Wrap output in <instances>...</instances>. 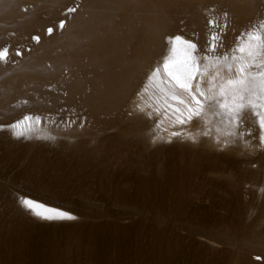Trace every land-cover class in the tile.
Returning a JSON list of instances; mask_svg holds the SVG:
<instances>
[{
    "label": "rangeland",
    "instance_id": "374dc122",
    "mask_svg": "<svg viewBox=\"0 0 264 264\" xmlns=\"http://www.w3.org/2000/svg\"><path fill=\"white\" fill-rule=\"evenodd\" d=\"M54 1H39L30 14L23 11L19 14L0 15V50L3 47L9 50L7 61L0 62V129H4L0 130V264H264V259L258 262L252 260L264 257V254L252 253L253 249L264 247V215L252 211L263 192L264 168L258 167V163L247 167L241 161L243 158L235 156L223 164L224 161L222 163L219 159L225 157L220 152L221 156H216V169L224 167L226 171H216V178L211 179L207 175L212 163H208V154L198 159L188 156L182 158L176 150L165 154L164 158V155L156 152L155 146H150L143 134L133 136L129 133L133 125L140 122V117L133 118L125 125L121 119L118 121L102 113L108 106L105 101L109 99V90L113 87H126L125 91L116 95H119L117 100L121 106L120 111L127 109L126 103H129L132 92L141 86L145 72L165 54V42L157 40L156 46L146 47L140 34L141 26H138L127 47L121 48L133 57V65L126 68L131 73L130 78H127L129 82L126 84V81H121L119 85L117 82L105 81L102 91L105 98L96 101L95 92L99 88L103 89V86L99 87L94 79L97 74L108 69L106 63L112 67L115 53L121 50L115 48L100 61H84L86 63L79 71L74 69L71 74L64 73L63 76L65 65L63 69L62 66H54V55L67 56L69 48L84 44L82 51L86 49L87 52V47L89 49L91 45L93 48L96 43L89 41L91 44L86 42L80 45L54 40L53 34L57 32H54V24H57L54 19L59 14ZM69 1L76 3V0ZM119 1L110 0V3ZM158 1V5L155 0H139L137 4H149L148 7L153 8L150 11L158 14L170 8ZM77 3L74 8L80 4ZM195 3L196 0H184L177 8L184 19L181 17L173 22L189 39H198L200 34L199 40H193L197 43L201 41L198 44L205 53H216L219 57L231 55L249 32H260L264 36V28L260 27L264 24V0L261 3V16L254 21L244 20V25L236 30L232 29L235 18L232 2L216 0L217 5L213 3L204 8L205 24L212 20L215 26L204 24L200 29L193 23L196 14L193 8L196 7L192 6H197ZM47 10L50 11L47 13ZM173 14L176 15L175 12ZM155 21L165 20L159 16ZM101 22L106 25L114 23L110 25L112 29L115 28L113 30L127 24L123 15L110 16ZM49 28H53L51 34L47 30ZM214 30L219 34L216 52L207 47L210 32ZM117 35L108 41L117 43V40L121 42L127 38L126 34ZM36 36L40 40L35 43L33 37ZM18 51L22 55L17 57ZM120 67L117 65L116 71ZM78 79L84 81L80 94L68 97L70 87L79 85L74 84ZM35 91L38 92L35 94ZM25 94L29 98L20 101V97ZM62 95L64 99H61ZM44 111L47 118L50 116L47 120L46 116L43 119ZM86 114L90 115L89 118ZM37 115L40 116L39 125L49 123L53 130L60 128L70 133L77 131V138L70 142L60 132L47 137L32 131V134H24L27 139H16L6 129L7 125L25 121V116ZM23 126L27 128L29 123L25 122ZM249 126L250 130H244L258 141L257 127L252 124ZM101 127L108 128H103L105 134ZM94 137L97 140L91 142ZM95 144L98 151L92 148ZM97 145H102V149L100 146L99 150ZM259 151L258 157L262 154V150ZM96 152L103 156L98 158L100 155ZM245 178L251 181L245 182ZM21 193L67 208L75 213V219L48 221L37 218L18 204L15 197ZM81 214L84 216L81 217Z\"/></svg>",
    "mask_w": 264,
    "mask_h": 264
},
{
    "label": "bare ground",
    "instance_id": "6f19581e",
    "mask_svg": "<svg viewBox=\"0 0 264 264\" xmlns=\"http://www.w3.org/2000/svg\"><path fill=\"white\" fill-rule=\"evenodd\" d=\"M39 1H43V0H5V1L2 0L0 2L1 3L0 4V15L2 16L4 14H10V13L19 14L20 12H23V11L26 14H30L32 9L35 8V6H37L36 4ZM138 1L139 0H137V1L136 0H120L119 3L116 2V3H112L111 4L110 0H78V1L76 0L75 1L76 3L73 4L72 3L73 1H69V0H55L54 1V5H55V8L59 11V14H58V16L56 15L57 18L54 19L55 23H57V24H54V32H55V30L57 31L56 33L53 34L54 35V40L74 42V43H78L80 45H82V43H86V42H88L89 44H91V42H95L96 45L93 48H91L90 47L91 45H90L89 49H88V47H87L88 45H87L86 46L87 47V52H85L86 49H84V51H82L83 48H85V46H84L85 44L82 45L84 47L76 46V45H75V47L72 46V49L69 48V53L67 52L68 53L67 56L54 55V66H56V67L57 66H59V67L62 66L61 69H63V65H65V69H63V73H62L63 76H64V73L65 74H67V73L71 74L72 70H74V69L76 71H79V69H81V66H83V64H85L87 62V60L90 59V60H93V61H100L101 58L104 55H107V54H109V52L114 51L115 48H117V49L120 48V50H121V48L127 47L129 40H131L132 37L135 36L134 35L135 34L134 31L136 30V28L138 26H141L140 29L142 30V33H140V34L142 35V41L145 44V46L146 47H151V46L153 47L159 40H162V41L165 42V45L163 44L164 48H165L164 49L165 54L160 58V60H159V62L157 64H155L154 66H151L152 65L151 64L150 67L148 68V71L146 70L147 72H145L146 73L144 75L145 78L142 80V83L140 84L141 86L140 87L138 86L137 89L134 92H132L133 94L130 95L129 103H126V105H127V109L126 110H124V111L121 110L120 111L121 106H120V104H119V102L117 100V97L119 95L118 96L116 95L120 91H125L126 87H124V88L123 87H116V88L113 87V88H111L109 90V96H110L109 99L105 101L107 103L106 105H108V106L105 107L106 110H104L102 113L105 114L106 116L108 115L111 118L118 119V121L121 119V121L124 122V124L127 123L128 121L131 122L133 118H139L140 117L141 118L140 122L139 121L136 122L133 125V129L131 131H129V133H132L133 136H136L138 134H143L145 136V138H146V141L150 144V146H155V148H157L156 152L161 153L162 155H164V156H162L164 158H165V154L171 153V152L174 153V151H176V150L179 151V153H181L182 158H185L186 156H188V157H190L192 159H198V158H200V156L202 157L204 154H208L206 156L208 158V160H209L208 163L209 162L210 163L212 162V163L208 167L207 175H210L211 179L212 178H216L215 177L216 176V171H220V170H223L224 172L226 171V169L224 167L216 169V156L220 157L221 156V155H219L220 152H223L222 154H224L223 156L226 158V159L224 158L222 160L219 159L222 163L224 161L223 164L229 162L235 156V157H238V158H243L241 161L247 167H250L251 164H253V163H258V165H259L258 167L264 168V147H262L260 145L259 140L255 141L254 140V135L251 136V135H247L246 134L244 136H241L240 135L241 128L238 127L235 123H230L229 122V117L225 114L224 110L220 109L218 106H215V102H212L213 103L212 107H208L207 106L208 102H205L206 107H205V110H204V113H203L202 117L201 118H194L191 123H188V124H185V125H180L176 121V115L177 114L172 112L171 109H167L168 115L165 118V105L166 104H171L174 107L183 108L182 105H178V104H176L175 101L171 100V94H172L173 90L176 92V94L178 96L187 98V94L186 93H184L178 87H174L175 86V82L171 80V78L166 74V72L164 70L165 60L167 58H170L171 55H172L171 49L174 46L178 47V48L182 47L179 44V42L175 41L174 38L176 36H180L185 41H190L192 43H195L197 45V49L199 50L200 54L201 55H207L208 59L201 61V70L203 71L205 65H207L208 66L207 67V71L204 72L203 75H198L193 80L192 83H193V89H195V87L197 85H199V87L203 91L208 93V95H210V96L213 94V92L218 93L219 85L221 83H223L224 81H226L229 78H235V75H236V73H235V64H236V62L233 61L232 57L234 55L236 57H240L241 53L239 51H234V52H232L231 55H227L229 57L227 62L223 61V56L220 57L219 61H217L216 60V57H217L216 53H210V52L205 53L201 49L199 44H198L201 41H199L198 43H197V41H195V40H199V35L200 34L199 35L197 34L198 36L196 34H194L195 36L198 37V39H195V37L192 38V36L190 37L192 39H189L188 35H187L188 38L185 37L184 35H186V33L183 35L179 31V29L177 27L178 25L174 24V22H173L174 20L175 21L179 20V18H181L183 16L180 13V9L177 10V8H178L179 5H181V3H184V0H160L163 4H167V6L168 5L170 6V8H165V10H163L162 13L159 12L162 15L158 14L157 12L150 11V8H152V7L149 8L148 7L149 4L148 5L146 4L144 6H138V4H137ZM155 1H157L156 4L158 5L159 1L158 0H155ZM228 1L233 3L232 11L235 13V18H234V23L232 25V29H235V28L239 29L240 27H242V25H244L243 24L244 20H246V21H250V20L254 21V20H257L262 14L261 3H262L263 0H228ZM77 2H79L80 4L78 5V7L74 8V6L76 4H78ZM213 3H216V0H196L195 4L197 6H192V4H191L192 7H196L195 9L193 8V10H194V12L196 14H194V12H193V14L195 16L192 15L193 16V23H194V25L196 27H198V28L201 27L202 28L204 26L205 19H204V16H203L204 13H203L202 10L204 8H207L209 5H213ZM215 5H217V3ZM69 9H75V11H76V12L74 11L75 14L72 15L74 12H70ZM48 11H50V10H47V13H48ZM170 12H172V14H170ZM173 12H175L176 15H174ZM186 12H188V10ZM190 13H192V12H190ZM53 14H55V13H53ZM241 14H243V15L241 16ZM114 15L119 16V17H120V15H123V18L127 21V24H123L119 28H117L115 26L117 28L116 30H113L115 28H113V29L111 28V26L114 23L113 24H109V25H108V23H107V25H106V23L102 24L104 21L101 22V20L108 19L110 16L113 17ZM159 16L165 21L164 22H162V21L161 22H156L155 20L159 19ZM206 16H208V15H206ZM110 19H112V18H110ZM182 19H184V17H182ZM117 20L120 21L119 19H117ZM206 21H208V20H206ZM62 22L64 24V27L60 28V24ZM18 24H19V22H18ZM52 24H51V26H52ZM48 25H50V24H48ZM205 25H209V24H205ZM159 27H160V30H158ZM192 30L193 29H191V32H192ZM120 33L121 34H126L127 38H125L121 42L119 40H117V43H115V42L111 43L110 41H108L109 38L111 39L112 36H114V35L116 36L117 34H120ZM195 33H197V30H196ZM252 33H257V32H252ZM258 33L261 36H263L262 33H260V32H258ZM4 34H6V33H4ZM16 34H17V32H16ZM140 34H139V36H140ZM206 35H207V33H206ZM213 35L216 36V40H212V36ZM118 39H120V38H118ZM139 39H141V38H139ZM193 39H195V40H193ZM208 39L209 40H207V41H209V42L207 43V47L210 50L213 46L216 47V43L218 42V39H219V34L217 35L215 30H214V31L210 32V35H209ZM89 41H91V42H89ZM207 41H205V42H207ZM36 42L37 41H35V43ZM74 43L72 45H74ZM246 43H247V36L238 45V47L241 46V45H244ZM137 44H138V42H137ZM92 45H93V43H92ZM234 48H236V46ZM3 49H4V47H3ZM55 49H56V47H55ZM84 52L86 53V56H85ZM229 52H231V50ZM147 55H150V54H147ZM144 56H146V55H144ZM245 56H246V53H245ZM114 57H115V59H114V61L112 63V67H111V65H109L110 63H106L105 65L109 66L108 69L105 72H101V73L97 74V76L94 79L95 83L99 84V87L103 86V89L99 88V89H97V92H95V100L96 101H100V100H103L105 98V97L103 98V95H102V91L104 92V85L106 83L105 81H107V82L111 81L112 83L113 82H117L118 83V82H121V81H126L125 82L126 84H127V82H129L127 80V78L130 76L131 73H129V71H127L126 68H131V66L133 65V57L131 58V56H129L127 54L126 50H121V51L118 50V52L115 53ZM114 57H112V58H114ZM37 58L39 59V57H37ZM86 58H88V59H86ZM34 60H32V61H34ZM84 61H86V62L84 63ZM155 61H157V60H155ZM31 62H29V63H31ZM48 62L50 63L51 59H49ZM48 62H47V64H48ZM229 64L232 65V71L231 72L228 71L227 65H229ZM117 65H121L120 70L117 68L119 71H116V66ZM28 66H30V65H28ZM52 68H54V67H52ZM157 68L160 69L159 75L158 76H153V73L156 72ZM66 70H68V71H66ZM44 72H47V71L45 70ZM25 73H27V72H25ZM42 73H40V74H42ZM36 75H37V73H36ZM36 75H35V77H36ZM23 76H24V74H23ZM59 76H61V75H59ZM30 77H32V76H30ZM65 80H67V78ZM67 81H69V79ZM83 82H84L83 80L78 79L74 84H79V85L75 86V87L74 86L70 87V91H69L68 97L69 96H73V94H80L79 90H81V84ZM89 83H91V81ZM102 83H104V84L102 85ZM213 84L216 87L213 89V92H209V88L212 87ZM44 85L45 84H43L42 87H44ZM54 85H52V86L54 87ZM56 85H57L56 87H58V84H56ZM59 85H61V84H59ZM47 87H49V86H47ZM36 89L38 90V88H36ZM56 90H57V88H56ZM36 92H38V91H35L34 93L36 94ZM60 94H61V92H60ZM64 94H66V92H64ZM30 97H31V95H30ZM20 98L24 99V98H29V97L27 96V94H25V96L23 95ZM43 98H46V97H43ZM21 99H20V101H23V99L22 100ZM61 99H64L63 95H62ZM27 100H29V99H27ZM16 102H18V101H16ZM24 102H25V100H24ZM87 110H88V108H87ZM117 110H119V111L117 112ZM50 111H46V112H50ZM33 113H35V112H33ZM44 113H45V111L43 112V114ZM12 115H13V113H12ZM46 115H47V113H45L43 119H45ZM89 116H88V118H89ZM48 118L46 116V120ZM93 118L94 117H92V119ZM50 120H52V119H50ZM121 121H120V123H121ZM25 122L29 123V126L27 128H25L23 126L25 124ZM48 122H51V121L48 120ZM144 124H146V125H144ZM250 124L255 125L257 127L258 135H259V127H258V124H257V120H256V118L254 116L251 115V113L249 111L246 114V116H245V123L243 125V129L247 128V130H250V126H249ZM107 125H109V124H107ZM78 126H80V125H78ZM52 128H53L52 125L49 124V123H47L45 125H39V122L37 123L35 120H31V121L25 120V121L20 122L19 128H18L17 131L19 133L20 130H23L24 134H32V131H33L35 134H41V135H44V136H47V137H52L53 134H55V132L56 133L60 132V133H62L64 135H66L69 138L70 142H73L78 136V132L77 131L74 132V133H70V132H67V131H65L63 129H60V128H56L54 130ZM85 128L87 129L88 127H85ZM93 128H94V126H93ZM98 128L100 129V127H98ZM103 128L101 127V130ZM105 128L108 129L107 127H105ZM95 129H97V128L95 127ZM95 129H93V130H95ZM88 131L91 132L90 129ZM104 131H103V133L105 134L106 130H104ZM86 132H87V130H86ZM173 133H177V135H173ZM98 135H99V133H98ZM99 138H100V136H99ZM107 138H109V137H107ZM96 140H97V138L94 137V138L91 139V142H94ZM117 140H118V138H117ZM122 140H123V138H122ZM109 141H110V139H109ZM104 142L106 143L105 146H107V142L106 141H104ZM134 143L135 142H133V144ZM137 143H140V142H137ZM101 144H104V143H101ZM112 144H114V142ZM95 146H96V144L94 145V147L92 146V148L95 149ZM100 146H101V149H102V145H100ZM100 146L97 145V148L100 147ZM109 146H111L110 143H109ZM106 148H108V147H106ZM98 149L101 150L100 148H98ZM260 149L262 150V154L261 155L259 154L260 157H258L257 154H258V151ZM95 150H97V149H95ZM173 153L170 154V155H173ZM96 154L100 155V152H99V154H98V152H96ZM94 155H93V157H94ZM101 155L103 156V154H101ZM101 155L98 156V158L101 157ZM159 156H161V155H159ZM134 157L132 156V158H134ZM153 157L155 159V155ZM129 158H131V157H129ZM150 158L152 159V157H150ZM136 159H138V157H136ZM158 159H159V157H158ZM175 159H178V158H175ZM103 160H104V158H103ZM146 161H147V159H146ZM155 161H156V159H155ZM112 162H114V161H112ZM172 162H174V161H172ZM162 163H163V160H161L160 164H162ZM177 163H179V162L177 161ZM157 169H159V168H157ZM247 170H248V168H247ZM247 181L250 182L251 180L245 178V182H247ZM262 189H263V192L261 193V197L259 199V202L256 205V207L253 208V210H252L253 213L259 212L260 216L264 215V187H262ZM27 197H30V198L34 199L35 201H39V202H41V203H43L45 205L56 207V208L62 209L64 211H67V212L71 213L73 216L75 215V213H72L71 211L66 210L67 208L65 209V208H62L61 206H56L54 204L47 203V202L42 201L40 199L34 198L33 196H27ZM40 211H43V209H40ZM83 216L84 215H82L81 217H83ZM108 227L110 228V226H108ZM212 239L214 240V238H212ZM253 250L254 251H252V253L255 254V255L264 254V247H261V248L256 249V250L253 249ZM89 256H91V255L89 254ZM252 260L254 262H258V259H256V258L252 259ZM69 261H70V258H69Z\"/></svg>",
    "mask_w": 264,
    "mask_h": 264
},
{
    "label": "snow or ice",
    "instance_id": "6c2138e0",
    "mask_svg": "<svg viewBox=\"0 0 264 264\" xmlns=\"http://www.w3.org/2000/svg\"><path fill=\"white\" fill-rule=\"evenodd\" d=\"M70 12H74L75 9H69ZM210 26H215L214 21H209ZM63 22L60 24V28H63ZM264 28V24L260 25ZM49 34L53 32L52 28L48 29ZM34 40L39 42L40 37H33ZM176 42L182 47H173L171 49V57L167 58L164 63V70L166 74L175 82L174 87H178L184 93L187 94V98L178 96L173 90L171 94V100L176 104L182 105L183 108L174 107L171 104L165 105V118L168 115L167 109H171L176 113V121L180 125L191 123L194 118H201L206 104L208 107H212L215 102V106L224 110L225 114L229 117L230 123H235L241 128L240 135H251L250 132H246L243 129L245 123V116L250 111L251 115L257 120L259 127V142L264 147V36H261L258 32L247 34V43L239 46L234 51L241 53L240 57L235 55L232 57L235 64V78H229L219 85L218 93L213 92L216 87L214 84L209 88V92H213L210 96L203 91L199 85L193 89V80L198 75H203L207 71V65H205L203 71L201 70V61L207 60V55H201L197 49V45L190 41L183 40L180 36H176ZM212 40H216V36H212ZM211 51H216V47L213 46ZM246 53V56H245ZM17 56H21V52H16ZM9 56V50L7 48L0 50V62H6ZM229 57L223 56V61L227 62ZM216 60L219 61L220 57L217 56ZM228 71H232V65H227ZM160 69L157 68L153 76H158ZM214 79V78H213ZM24 120H35L37 123L40 121V116H25ZM20 122L10 124L6 126V129L16 139H27L24 136L23 130L18 133ZM4 130V129H0ZM177 135V133H173ZM18 204L28 211L30 214L37 218L56 221V220H71L75 219L71 213L62 209L45 205L39 201L24 196L22 193L20 196L15 197ZM43 209V211H40ZM261 260L264 257H256Z\"/></svg>",
    "mask_w": 264,
    "mask_h": 264
}]
</instances>
